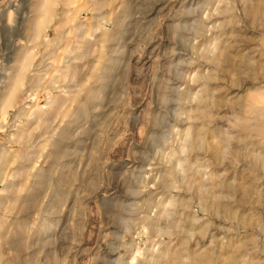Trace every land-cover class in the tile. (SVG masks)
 <instances>
[{
	"label": "rangeland",
	"instance_id": "374dc122",
	"mask_svg": "<svg viewBox=\"0 0 264 264\" xmlns=\"http://www.w3.org/2000/svg\"><path fill=\"white\" fill-rule=\"evenodd\" d=\"M0 264H264V0H0Z\"/></svg>",
	"mask_w": 264,
	"mask_h": 264
},
{
	"label": "bare ground",
	"instance_id": "6f19581e",
	"mask_svg": "<svg viewBox=\"0 0 264 264\" xmlns=\"http://www.w3.org/2000/svg\"><path fill=\"white\" fill-rule=\"evenodd\" d=\"M61 1V0H60ZM263 3V2H262ZM127 12H129V11H127ZM63 22L62 21H60V22H57L56 23V26H58V25H61ZM103 35V34H102ZM102 37H104V35L102 36ZM29 42V41H28ZM19 62H20V64H22V68L24 69L25 67H27V63L29 62V58H28V56H27V54L26 53H22L21 54V56H20V59H19ZM110 70H111V68H110ZM112 71V70H111ZM103 76V75H102ZM23 77H24V71L22 70V69H17L16 70V72L9 78V84H8V86H7V90L9 91V90H11V89H13V86H15V85H17L18 83H20L21 82V80L23 79ZM103 79V78H102ZM96 89V88H95ZM95 91V90H94ZM100 91V90H99ZM75 117V116H74ZM65 135V134H64ZM203 145H202V142H201V144H200V147H202ZM202 198H203V195L202 194H199L198 195V199L199 200H202Z\"/></svg>",
	"mask_w": 264,
	"mask_h": 264
}]
</instances>
